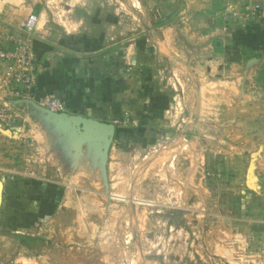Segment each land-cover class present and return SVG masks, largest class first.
I'll return each instance as SVG.
<instances>
[{
	"label": "rangeland",
	"instance_id": "obj_1",
	"mask_svg": "<svg viewBox=\"0 0 264 264\" xmlns=\"http://www.w3.org/2000/svg\"><path fill=\"white\" fill-rule=\"evenodd\" d=\"M101 1L77 8L79 15L88 19L104 9L117 19V30L131 32L137 15L151 19L157 7L145 0ZM234 71L233 83L204 86L221 89L200 94L204 104L195 105L210 111L207 116L188 117L182 102L172 104L163 120L174 124L160 129L154 123L99 179L70 184L55 177L49 184L61 196L52 213L58 222L39 229L35 221L24 225L19 211L0 207V264H264V247L257 244L264 239V52L245 56ZM178 88L183 96L184 87ZM22 139L27 142L14 153L25 157L11 164L19 171L28 166L18 160L26 163L34 153L30 137Z\"/></svg>",
	"mask_w": 264,
	"mask_h": 264
},
{
	"label": "crops",
	"instance_id": "obj_2",
	"mask_svg": "<svg viewBox=\"0 0 264 264\" xmlns=\"http://www.w3.org/2000/svg\"><path fill=\"white\" fill-rule=\"evenodd\" d=\"M112 1L106 4L110 6ZM143 1V5L157 7L151 19L137 15L139 23L131 32L126 27L117 30V19L104 9L92 13V30L87 27L91 17L85 18L82 11L79 15L77 8L106 1L0 0V48L9 46L8 35L22 34V22L30 12L39 17L31 36L38 77L30 99L37 101L43 94L54 93L65 102L66 113L111 123L115 128L103 163L101 140L73 141L70 130L56 126L21 100L7 98L0 86V105L9 101L7 119L0 122V207L11 215L19 211L24 225L35 221L34 226L41 229L40 225L58 222L52 213L62 206L61 196L49 184L55 177H64L62 181L70 184L90 176L99 179L102 168L117 164L125 148L142 141L154 123L160 129L174 124L163 120L172 104L182 102L188 117L207 116L210 111L200 108L204 102L200 94H216L221 89L204 86L233 83L235 66L247 56L244 50L254 51V57L264 52V22L241 25L225 21L223 4L219 6L216 0ZM167 6L177 7L173 15L165 13ZM100 24L106 28L97 31ZM215 41L219 51L214 49ZM232 55L239 60H230ZM9 70V64L0 58V78ZM178 87H184L183 96ZM211 100L206 98V103ZM183 126L194 131L188 124ZM24 137H30L34 153L26 163L18 160L28 166L19 171L11 164L25 157L14 153L20 141L27 142ZM48 166L55 169L46 173ZM262 241L257 244L264 247Z\"/></svg>",
	"mask_w": 264,
	"mask_h": 264
},
{
	"label": "built area",
	"instance_id": "obj_3",
	"mask_svg": "<svg viewBox=\"0 0 264 264\" xmlns=\"http://www.w3.org/2000/svg\"><path fill=\"white\" fill-rule=\"evenodd\" d=\"M222 15L223 20H231L241 25L263 23L264 6L260 0H225ZM38 19L35 12H30L22 22V34L8 35L6 42L9 46L0 48V58L10 66V70L0 78L1 89L9 99H30L34 92L38 77V59L31 45V36L37 28ZM36 102L52 112H66L65 102L54 93L43 94ZM8 104L9 101L0 105V122L7 119ZM122 122L127 123V119Z\"/></svg>",
	"mask_w": 264,
	"mask_h": 264
},
{
	"label": "water",
	"instance_id": "obj_4",
	"mask_svg": "<svg viewBox=\"0 0 264 264\" xmlns=\"http://www.w3.org/2000/svg\"><path fill=\"white\" fill-rule=\"evenodd\" d=\"M26 105L39 110L49 121L56 126L70 130L74 137L79 139H96L102 141V150L99 152L102 162L105 163L108 149L114 136V125L111 123L99 122L95 119L82 117L80 115H72L66 112L56 113L41 107L38 103L31 99H23ZM6 133L8 130H4ZM80 141V140H79ZM2 183L0 182V192ZM1 199V197H0Z\"/></svg>",
	"mask_w": 264,
	"mask_h": 264
},
{
	"label": "trees",
	"instance_id": "obj_5",
	"mask_svg": "<svg viewBox=\"0 0 264 264\" xmlns=\"http://www.w3.org/2000/svg\"><path fill=\"white\" fill-rule=\"evenodd\" d=\"M214 49L216 51H219V47L217 46V41L214 42ZM244 55H247V56H252V54L254 53V51L250 50V49H247V50H244ZM236 55V54H235ZM235 55H232V57H230V60L232 61H238L239 60V56H235ZM27 240H32V239H27Z\"/></svg>",
	"mask_w": 264,
	"mask_h": 264
}]
</instances>
